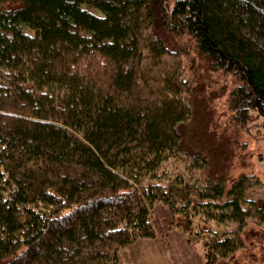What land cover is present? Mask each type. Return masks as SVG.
<instances>
[{
	"label": "trees",
	"instance_id": "1",
	"mask_svg": "<svg viewBox=\"0 0 264 264\" xmlns=\"http://www.w3.org/2000/svg\"><path fill=\"white\" fill-rule=\"evenodd\" d=\"M190 51L264 129V0H0V264H120L158 204L205 264L244 249L262 183L202 180Z\"/></svg>",
	"mask_w": 264,
	"mask_h": 264
},
{
	"label": "rangeland",
	"instance_id": "2",
	"mask_svg": "<svg viewBox=\"0 0 264 264\" xmlns=\"http://www.w3.org/2000/svg\"><path fill=\"white\" fill-rule=\"evenodd\" d=\"M188 42V38H185ZM185 47L184 43H180ZM180 46V45H179ZM195 53L184 57L187 76L191 75L194 91L193 118L183 126L185 148L191 153L190 140L217 146L219 156L204 152L208 167L203 176L218 179H236L242 175L257 177L262 184L249 191L248 196L264 202V129L263 119L253 114L244 125L230 109V93L236 78L222 72L214 73L201 60L192 63ZM192 66V67H191ZM192 68V70L190 69ZM189 73V74H188ZM201 175V174H200ZM156 237L138 240L123 249L120 264H205L203 244L198 238L178 228L169 209L161 204L152 210ZM244 249L226 261L216 264H264V223L251 219L242 232Z\"/></svg>",
	"mask_w": 264,
	"mask_h": 264
}]
</instances>
